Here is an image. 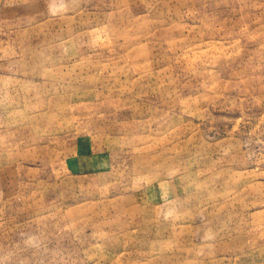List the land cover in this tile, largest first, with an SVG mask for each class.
Wrapping results in <instances>:
<instances>
[{
	"label": "rangeland",
	"instance_id": "1",
	"mask_svg": "<svg viewBox=\"0 0 264 264\" xmlns=\"http://www.w3.org/2000/svg\"><path fill=\"white\" fill-rule=\"evenodd\" d=\"M0 264H264V0H0Z\"/></svg>",
	"mask_w": 264,
	"mask_h": 264
}]
</instances>
